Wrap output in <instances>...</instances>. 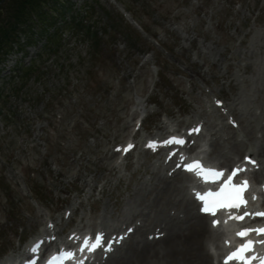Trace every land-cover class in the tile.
I'll return each instance as SVG.
<instances>
[{
    "label": "rangeland",
    "instance_id": "1",
    "mask_svg": "<svg viewBox=\"0 0 264 264\" xmlns=\"http://www.w3.org/2000/svg\"><path fill=\"white\" fill-rule=\"evenodd\" d=\"M40 10L80 24L45 47L38 17L17 24L0 14V24L4 16L16 28L13 42L1 45L8 54L0 64V264L48 220L64 238L122 214L120 205L159 169L157 155L139 149L119 157L114 150L127 138L211 120L208 150L212 136L221 147L234 135L254 146L222 107L242 112L236 93L251 85L253 71L264 80V0H50ZM30 63V76L20 78L17 66ZM250 98L264 110V97Z\"/></svg>",
    "mask_w": 264,
    "mask_h": 264
},
{
    "label": "bare ground",
    "instance_id": "2",
    "mask_svg": "<svg viewBox=\"0 0 264 264\" xmlns=\"http://www.w3.org/2000/svg\"><path fill=\"white\" fill-rule=\"evenodd\" d=\"M256 72V74L255 71L252 73L251 85L236 93V98L233 100L234 104L238 100L245 104L243 111L239 113L232 105H224L228 112L237 116L245 138L254 146L247 150V142L237 139L234 135L232 142L226 147H221L212 136L209 151L216 159L222 158V160L217 159L220 167H230L234 163L230 161V158L237 157L243 151H245L244 154L255 158L259 166L258 169L249 173V177L252 180L262 179L253 186V189L250 187L249 191L253 195H258L260 189L264 188L262 186L264 183V110L256 100L254 104L250 98L253 95L264 97V80L259 76V72L263 71ZM216 100L218 99H214ZM211 123V120L202 121L205 128ZM207 153L204 151L206 158L209 154ZM223 162L227 163L222 164ZM152 173L151 183L135 188L133 195L120 205L122 214L116 216L114 220H101L100 229L112 228L114 231L116 228H121L122 224L131 221L133 217L138 219L133 222L135 229L131 236L102 263L223 264L219 259L223 243L218 239L216 230L209 226L207 216L198 212L197 203L188 192L189 175L176 173L168 177L158 170ZM128 205L131 207L124 213L122 210ZM132 207L134 209H131ZM152 226L159 227V231L163 232L161 238H148V232L144 231ZM227 241L229 238L225 239V242ZM210 242H212L213 250L208 246ZM263 255L262 250L260 256ZM252 256L257 257L253 249L249 254V257Z\"/></svg>",
    "mask_w": 264,
    "mask_h": 264
},
{
    "label": "snow or ice",
    "instance_id": "3",
    "mask_svg": "<svg viewBox=\"0 0 264 264\" xmlns=\"http://www.w3.org/2000/svg\"><path fill=\"white\" fill-rule=\"evenodd\" d=\"M193 131H199V129H194ZM163 143L165 145H170V144L183 145L185 141L183 139L172 138V139L164 141ZM128 147L131 148L132 146L129 145ZM126 150L127 149H125V151ZM183 159L184 157H181V160ZM184 168L188 172H195L197 176H202L206 182L208 181L215 182L223 176L222 172H218L213 169L203 168L199 161L187 163L184 165ZM239 171H244V169L234 170L232 174L227 177L223 187L220 188V191L218 192L210 191V192H207L205 195L197 196L199 200L203 201L202 211L204 213H211L212 215H215V210L217 207H229V208L239 209L241 205H246V201L239 197V193L247 189L248 181H243L239 184H234L232 182L233 177H235ZM226 192L236 193L237 194L236 199L227 204L223 203L221 198L225 196ZM244 215H249V214L245 213ZM253 215L264 216V212L255 213ZM233 218L237 220H242L244 216H235ZM216 223L218 222L214 221V225ZM251 232H256L258 235L264 236V228L244 229L241 232H239L237 235L243 238V237L248 236ZM103 241H104V237L102 234H97L94 238V241H92L90 238H84L83 243L81 247L79 248V251L84 252L87 249L88 252H94L97 248L101 247V245L103 244ZM254 243L255 242L252 240H247L245 243L241 244L235 251L230 253L225 258L224 264H229V261H232V260L238 261L239 264H252V261L256 260L257 257L256 256L248 257L245 255V253L252 251ZM261 243H264V241H261ZM38 250H39V245L33 246L30 249L32 253H36ZM106 250L111 251L112 250L111 245H109ZM73 256H74V253H72L71 251H68V252L62 251L59 255L53 256L48 261V264H57L58 261H63L64 259H71ZM85 259H87V257ZM29 264H36V262L32 260L29 262ZM80 264H84V262L80 261ZM260 264H264V258H260Z\"/></svg>",
    "mask_w": 264,
    "mask_h": 264
},
{
    "label": "trees",
    "instance_id": "4",
    "mask_svg": "<svg viewBox=\"0 0 264 264\" xmlns=\"http://www.w3.org/2000/svg\"><path fill=\"white\" fill-rule=\"evenodd\" d=\"M48 2H50V0H4V2L0 4V14L5 12L11 13L10 15L11 19H13L14 22L16 21L17 24H23V22L21 21L23 18L27 17V19L29 20V17L32 16H35V18L38 17L40 24L39 34L42 35V34H46L48 28L52 26L53 23L55 22L54 16L49 17L45 12H41L40 10V8L42 9L43 6L48 5ZM3 18L4 19H2L1 21L4 22H1L0 24V61L4 58V56L8 52V50H4V47L3 46L1 47V45L2 44L4 45V42L7 45H10L13 42L12 34L16 29L14 24H12L13 21L12 22L8 21V18L5 19L4 16ZM11 19L9 18V20ZM66 24L71 28L73 24H75L74 26H79L80 23L78 20L75 21L74 17H72L71 21H69ZM89 28L90 26L85 28L87 32L86 36L91 34ZM28 31H29V35L32 34V31H30V29H28ZM58 35H59L58 33H49L48 35H46V40L48 42V45L56 41L59 38ZM91 37L94 38V36ZM27 43H31V41L27 40ZM94 45H95V40H93L92 42V46ZM47 51H50V49L48 48ZM34 67H35L34 63H31L27 68H25L23 71V78L28 77L29 74L33 71L32 69H34Z\"/></svg>",
    "mask_w": 264,
    "mask_h": 264
}]
</instances>
